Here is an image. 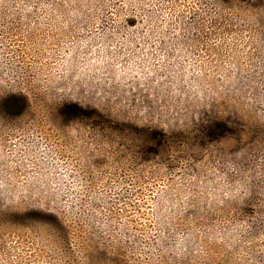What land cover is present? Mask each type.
Segmentation results:
<instances>
[{
	"label": "rangeland",
	"instance_id": "1",
	"mask_svg": "<svg viewBox=\"0 0 264 264\" xmlns=\"http://www.w3.org/2000/svg\"><path fill=\"white\" fill-rule=\"evenodd\" d=\"M0 264H264V0H0Z\"/></svg>",
	"mask_w": 264,
	"mask_h": 264
},
{
	"label": "trees",
	"instance_id": "2",
	"mask_svg": "<svg viewBox=\"0 0 264 264\" xmlns=\"http://www.w3.org/2000/svg\"><path fill=\"white\" fill-rule=\"evenodd\" d=\"M16 100L18 101V105L19 107L21 108V110H23V106L20 105V104H23L24 101H25V98L24 96H19V97H16ZM70 108H72V110H79V107L77 105H74V104H71L70 105ZM42 216V217H45V218H51L53 220H55V217L53 215H51L50 213H44V212H40V211H37V210H31V211H27L26 213H23V214H17L16 217H20V216Z\"/></svg>",
	"mask_w": 264,
	"mask_h": 264
}]
</instances>
